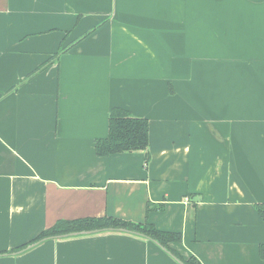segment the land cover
Segmentation results:
<instances>
[{"label": "crops", "instance_id": "obj_1", "mask_svg": "<svg viewBox=\"0 0 264 264\" xmlns=\"http://www.w3.org/2000/svg\"><path fill=\"white\" fill-rule=\"evenodd\" d=\"M113 107L148 120L147 163L95 153ZM257 204L264 0H0V264H181L118 230L9 251L105 216L180 233L202 264H264Z\"/></svg>", "mask_w": 264, "mask_h": 264}, {"label": "trees", "instance_id": "obj_2", "mask_svg": "<svg viewBox=\"0 0 264 264\" xmlns=\"http://www.w3.org/2000/svg\"><path fill=\"white\" fill-rule=\"evenodd\" d=\"M65 50V48L60 49L55 55ZM148 132L149 123L146 118L134 117L127 109L113 107L109 113L107 136L95 141V153L98 156H106L115 152L142 150L145 153V162L147 163L149 159ZM148 208L149 205L147 210ZM256 208L260 217L264 219V206L257 204ZM94 229L102 231L125 229L131 232L140 233L143 236L158 242L184 264H202L195 256L183 258L170 246L173 242L181 241L180 233L158 230L148 221L133 222L113 216L58 220L54 225L42 230L30 241L9 251H19L29 244L39 242L48 237H57L68 233Z\"/></svg>", "mask_w": 264, "mask_h": 264}, {"label": "water", "instance_id": "obj_3", "mask_svg": "<svg viewBox=\"0 0 264 264\" xmlns=\"http://www.w3.org/2000/svg\"><path fill=\"white\" fill-rule=\"evenodd\" d=\"M98 231H102V230H88V231H81V232H73V233H68V234H64V235H60V236H57V237H48V238H59V237H70V236H76V235H81V234H87V233H95V232H98ZM118 231H124V232H129V233H133V234H137V235H140V236H143L142 234L140 233H135V232H131V231H128V230H125V229H120ZM145 237V236H144ZM46 239V238H45ZM150 239V238H149ZM44 240V239H43ZM41 240V241H43ZM152 240V239H151ZM41 241L39 242H35V243H32V244H29L27 245L25 248L19 250V252L21 251H24V250H27V249H30L32 247H34L35 245H37L38 243H40ZM155 243H157L160 247H162L158 242H156L155 240H153ZM162 249H164L165 251H167L168 253H170L166 248L162 247ZM171 254V253H170ZM172 255V254H171ZM174 258H176L174 255H172ZM181 264H184L180 259L176 258Z\"/></svg>", "mask_w": 264, "mask_h": 264}, {"label": "rangeland", "instance_id": "obj_4", "mask_svg": "<svg viewBox=\"0 0 264 264\" xmlns=\"http://www.w3.org/2000/svg\"><path fill=\"white\" fill-rule=\"evenodd\" d=\"M211 59H214V55H211ZM217 66H218L217 64H212V73H211V75H236V74H238L237 71H235V72L231 71L230 72L229 69L223 70L224 69V65L222 67V70L220 71V74H218V72H215ZM249 66H250L249 63L245 64L244 65L245 68H244V70H242L240 63L239 64H235L236 70H238V68H239L240 71H242L244 73L243 75H250V71L248 69Z\"/></svg>", "mask_w": 264, "mask_h": 264}]
</instances>
